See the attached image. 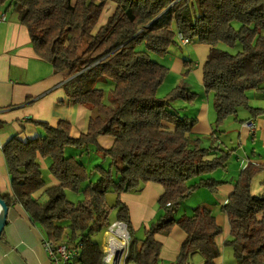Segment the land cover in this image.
Wrapping results in <instances>:
<instances>
[{"label": "trees", "instance_id": "1", "mask_svg": "<svg viewBox=\"0 0 264 264\" xmlns=\"http://www.w3.org/2000/svg\"><path fill=\"white\" fill-rule=\"evenodd\" d=\"M109 3L115 8L101 23ZM4 6L18 12L37 56L67 74L63 86L69 99L93 115L79 136L72 135L65 119L56 125L35 122L45 131L41 136L22 140L19 133L13 135L2 146L11 193H0L1 199L7 206L21 204L46 239L79 248L75 264L105 263L107 253L94 235L113 221L125 223L130 234L125 264H158L162 242L157 235H169L176 225L186 238L168 264H190L195 253L202 264H216L222 228L212 211L198 206L192 215L177 217L176 212L194 190L215 191L222 184L211 174L226 167L233 151L217 149L211 157L216 147L190 140L197 118L174 102L193 103L198 93L181 82L160 97L170 68L158 57L168 54L178 35L210 45L203 76L205 90L213 93L216 126L240 107L254 117L264 115V108L250 105L248 95L255 90L264 96V0H0ZM102 135L114 139L110 147L97 144ZM91 144H97L103 160L110 159L108 167L88 170L66 152L68 147L88 151ZM40 157L51 158L49 171L57 184L46 187ZM262 171L264 166L248 163L220 206L231 228L224 244L232 248L236 264H264V194L252 191ZM95 173L99 177L92 180ZM194 178L199 181L190 183ZM147 182L163 186L161 212L139 239L121 195L139 192ZM68 190L83 198L71 201ZM109 193L116 195L111 206ZM112 210L116 218L110 221Z\"/></svg>", "mask_w": 264, "mask_h": 264}, {"label": "crops", "instance_id": "2", "mask_svg": "<svg viewBox=\"0 0 264 264\" xmlns=\"http://www.w3.org/2000/svg\"><path fill=\"white\" fill-rule=\"evenodd\" d=\"M114 8L113 3L107 5L101 23L107 20ZM0 15L6 17L0 21V193L4 194L11 193V180L2 146L13 135L19 133L22 140L41 136L45 131L35 122L56 125L60 119H65L72 124V135L79 136L87 131L93 110L69 99L63 86L68 80L67 74L56 72L51 63L37 56L29 30L20 21L18 12L13 7L6 9L4 6L0 8ZM210 49V45L196 41L185 44L178 35L177 42L170 47L168 54L158 57L170 68L158 95L163 97L179 83L185 82L191 90L198 93V98L193 103L177 100L174 105L185 108L186 114L197 118V123L189 135L190 140L193 142L199 139L202 147H216L211 157L217 155L219 150L233 151L226 167L211 174L215 179L222 181V184L215 191L204 187L194 190L191 194L193 197L196 196V202H193V199L185 200L176 212V216L180 217L192 215L195 206L210 209L222 228L220 244L225 246L224 242L230 237L231 228L229 218L220 210V206L227 202L242 169L248 163L264 166V115L254 117L249 109L240 107L222 126H216L213 93L205 90L203 76L204 64ZM186 66L189 67L187 74ZM248 95L251 106L264 108L262 93L250 90ZM252 118L257 124L254 135L243 126L246 120ZM113 142L114 139L107 135L99 136L97 139V144L104 148L110 147ZM97 144H91L88 151L82 152L68 147L66 152L76 156L88 170H91L97 165L92 163L91 156L94 147L97 151ZM241 160H245L242 166ZM39 161L42 172L44 169L50 172V159L40 157ZM106 163L109 165V158L102 159V164ZM47 177L46 187L58 183L51 173ZM98 177L99 175L95 173L92 180ZM198 181L199 179L195 182ZM45 188L37 193V196ZM163 190L161 184L147 182L138 193H122L121 200L129 207L136 237L137 233L141 230L144 232L151 219L161 212L158 200ZM252 191L255 194H264V171L255 176ZM105 233L102 245L106 242ZM157 238L162 242L158 264H168L177 259L186 233L176 225L169 235L158 234ZM45 239L44 230L32 222L21 204L14 203L8 206L7 222L0 239V264H51L49 254L43 245ZM219 248L221 255L216 258V264H223L222 247Z\"/></svg>", "mask_w": 264, "mask_h": 264}, {"label": "rangeland", "instance_id": "3", "mask_svg": "<svg viewBox=\"0 0 264 264\" xmlns=\"http://www.w3.org/2000/svg\"><path fill=\"white\" fill-rule=\"evenodd\" d=\"M104 16V15H103ZM228 49V48H227ZM232 52H234V49H230ZM159 59V61L162 63V64H164L165 65V63H163V61L160 59V58H158ZM166 80V79H165ZM169 83H170V81H169ZM166 87V86H165ZM106 90V94H105V102L106 103H109V91H108V89H105ZM160 96V95H159ZM161 97V96H160ZM91 156H92V163L93 164H102V155L100 154V153H98L97 151H96V149H95V147L93 148V150H91ZM48 160L49 159H51V158H47ZM244 162H245V160H241V162H240V164H241V166L244 164ZM105 165V167H108V164L106 163V164H104ZM93 169V168H92ZM91 169V170H92ZM50 172H48V171H46L45 169L43 170V176H45L44 178L45 179H47L48 177H47V175L49 174ZM95 180H96V178H94ZM199 178H194V179H192L191 181H190V183H194L195 181H197ZM133 193H138V191H136V192H133ZM67 196H68V199H70L71 201H74V202H77L78 200H81L82 198H83V194L82 193H77V192H73V191H70V190H68L67 191ZM195 195H194V197H193V195L192 194H190V196H188L187 198H186V201L187 200H191V199H193V202H196V200H195ZM47 198V195L46 194H44V195H42V198H41V200L42 201H44L45 199ZM114 201H115V194L114 193H109L108 195H107V202H108V204L111 206L113 203H114ZM195 207H197V206H195ZM111 214H110V221H113V220H115V215H116V210H112L111 212H110ZM191 215V214H190ZM131 216V215H130ZM159 216V213L157 214V215H155L154 216V218L153 219H151V221L152 220H154L155 218H157ZM114 223H116V221H113ZM111 225V224H110ZM110 225H109V227L107 228V230L105 231V232H109L107 235H105V238H106V242H105V245H107L108 244V235L109 234H111V230L109 229L110 228ZM113 225V224H112ZM126 229H127V227H126ZM127 231H128V229H127ZM104 232V233H105ZM104 233H97V234H95L94 235V239L96 240V241H98V242H100V243H102L103 242V235H104ZM129 233V232H128ZM114 234V233H113ZM162 235V234H161ZM222 233L216 238V243H217V245L218 246H220V247H222V257H223V260H224V263L223 264H236V262H235V258H234V256H233V250H232V248L231 247H229V246H223L222 244H220V237H222ZM129 236H130V234H129ZM163 236H166V235H163ZM137 237L138 238H144V232H143V230H141L139 233H137ZM128 241H129V239H128ZM128 241H127V243H128ZM128 245V244H127ZM126 245V246H127ZM203 262V257L199 254V253H195V254H193L192 256H191V258H190V264H201ZM124 264V263H123Z\"/></svg>", "mask_w": 264, "mask_h": 264}, {"label": "built area", "instance_id": "4", "mask_svg": "<svg viewBox=\"0 0 264 264\" xmlns=\"http://www.w3.org/2000/svg\"><path fill=\"white\" fill-rule=\"evenodd\" d=\"M5 15L0 16V21L5 20ZM183 43H188L189 40L187 38L182 39ZM243 126L247 128L251 135H254L256 133L257 124L255 119H249L243 123ZM170 203H168L169 205ZM120 222V221H118ZM121 224H125L123 222H120ZM112 225H110L111 228ZM126 226V225H125ZM109 228V229H110ZM111 230V229H110ZM109 232H106L105 235H107ZM114 237L113 231L111 230V234L108 235V244L103 245L105 252L107 253V256L105 257L104 261H108V257L112 254L111 253V239ZM130 241V236H129ZM128 241V240H127ZM128 245L125 247V252L121 259L118 258V264H125L126 257L128 255ZM43 245L46 249V251L49 254V257L51 259V264H75L74 259L79 255V248L77 247H70L66 242H54L49 239H45L43 242ZM105 264V263H104Z\"/></svg>", "mask_w": 264, "mask_h": 264}, {"label": "bare ground", "instance_id": "5", "mask_svg": "<svg viewBox=\"0 0 264 264\" xmlns=\"http://www.w3.org/2000/svg\"><path fill=\"white\" fill-rule=\"evenodd\" d=\"M110 229L113 231L114 237L111 239L112 254L108 257V262L111 264H118V258L121 259L125 252L129 233L125 224H121L118 221L113 223Z\"/></svg>", "mask_w": 264, "mask_h": 264}, {"label": "water", "instance_id": "6", "mask_svg": "<svg viewBox=\"0 0 264 264\" xmlns=\"http://www.w3.org/2000/svg\"><path fill=\"white\" fill-rule=\"evenodd\" d=\"M7 216H8V206L0 197V239L7 222ZM105 264H111V263L106 261Z\"/></svg>", "mask_w": 264, "mask_h": 264}]
</instances>
